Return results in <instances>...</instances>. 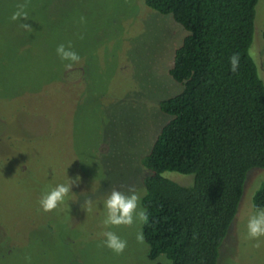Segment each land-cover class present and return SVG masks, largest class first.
<instances>
[{
    "label": "rangeland",
    "instance_id": "1",
    "mask_svg": "<svg viewBox=\"0 0 264 264\" xmlns=\"http://www.w3.org/2000/svg\"><path fill=\"white\" fill-rule=\"evenodd\" d=\"M24 2L0 0V264H170L147 258L142 224L106 228L104 201L113 188L145 193L142 162L171 119L160 103L183 89L169 70L187 32L145 0H28L29 19L11 20ZM263 33L258 0L249 55L264 85ZM69 42L81 57L70 71L56 53ZM77 176L65 202L44 212L42 195ZM263 183L264 169L248 173L218 264H264V237L259 248L246 239ZM108 230L127 240L123 253L102 246Z\"/></svg>",
    "mask_w": 264,
    "mask_h": 264
},
{
    "label": "trees",
    "instance_id": "2",
    "mask_svg": "<svg viewBox=\"0 0 264 264\" xmlns=\"http://www.w3.org/2000/svg\"><path fill=\"white\" fill-rule=\"evenodd\" d=\"M257 2L145 0L187 32L169 70L183 89L160 103L171 119L142 162L150 173L141 200L150 213L141 225L150 261L218 264L247 175L264 169V85L249 55ZM165 172L191 175L193 183L181 186ZM252 202L264 209V183Z\"/></svg>",
    "mask_w": 264,
    "mask_h": 264
},
{
    "label": "clouds",
    "instance_id": "3",
    "mask_svg": "<svg viewBox=\"0 0 264 264\" xmlns=\"http://www.w3.org/2000/svg\"><path fill=\"white\" fill-rule=\"evenodd\" d=\"M28 7V0L24 3H18L16 5L17 10L12 14L11 20L17 21L21 18L29 19V14L26 11ZM81 22H84V17H81ZM21 27L31 33L33 31L29 24L22 23ZM83 37H81L82 39ZM56 53L62 61H67L65 69L70 71L74 64L80 62L81 57L73 49L71 42L67 46L63 43L59 44L56 48ZM230 70L236 73L240 66V55L234 53L229 57ZM79 176L75 180H70L64 184H57L54 188L43 194L39 200L40 207L44 212H51L56 210L62 203L65 202V198L71 192L73 184L79 182ZM142 195L135 187H130L127 192L120 191L113 188L107 195L104 201V207L106 209V218L103 221L104 226H127L132 227L134 224H148L150 219V213L147 209L141 206ZM87 205L86 211H91L93 201L88 199L85 201ZM105 239L101 242L102 246H105L117 254H121L127 247V240L122 239L115 232L108 230L103 233ZM264 237V209H257L256 212L251 215L247 223V237L246 239L256 240L257 243L253 246L259 248L260 238ZM136 239L139 243H144L143 231L137 233ZM26 264H31V257H25Z\"/></svg>",
    "mask_w": 264,
    "mask_h": 264
}]
</instances>
